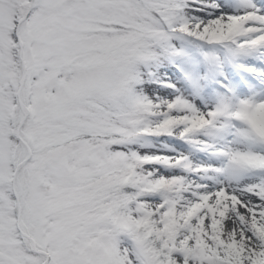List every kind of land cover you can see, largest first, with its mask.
Returning <instances> with one entry per match:
<instances>
[{
	"label": "snow or ice",
	"instance_id": "snow-or-ice-1",
	"mask_svg": "<svg viewBox=\"0 0 264 264\" xmlns=\"http://www.w3.org/2000/svg\"><path fill=\"white\" fill-rule=\"evenodd\" d=\"M0 264H264V0H0Z\"/></svg>",
	"mask_w": 264,
	"mask_h": 264
}]
</instances>
